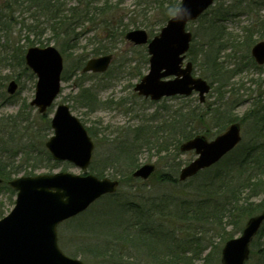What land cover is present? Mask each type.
<instances>
[{
    "label": "rangeland",
    "instance_id": "obj_1",
    "mask_svg": "<svg viewBox=\"0 0 264 264\" xmlns=\"http://www.w3.org/2000/svg\"><path fill=\"white\" fill-rule=\"evenodd\" d=\"M65 1L67 6L77 2ZM96 1L98 7H103L99 10L103 11L100 21L89 26L88 34L83 29L85 36L80 35L83 38L73 51L62 53V91L54 104H68L89 131L95 148L87 170L67 161H56L50 154L48 157L45 143L53 134L50 120L54 107L48 114H41L30 104L37 83V76L30 69L25 72L19 67L13 70L5 62L0 64V168L6 164L11 171L4 178L6 182L0 185V218L15 204L16 191L7 184L10 179L60 171L92 173L121 181L116 200L126 207L129 203L134 206L126 216L133 223H147L144 235L149 243L128 242L116 236L117 229L127 227L120 222L116 228L115 220L104 218L110 210L108 205L112 204L104 196L85 212L60 224L58 242L67 255L85 264H223L225 242L239 236L248 219L258 211L241 223L239 218H230L227 203L231 197H221L217 187L210 189L203 184L211 171H203L186 183L163 182L161 176L177 178L180 169L197 157L193 150L180 149L185 135L204 134L213 139L234 121L241 123L243 138L230 155L238 156L252 146L264 155V65L258 66L251 55L252 46L264 39V0H215L204 15L188 23L193 41L187 60L193 62V75L203 77L212 86L204 103L199 101L197 93L154 101L134 90L149 69V54L147 45H134L127 40V32L144 29L152 37L150 28L158 33L167 23L165 13L178 8L181 0ZM33 14H23L27 18L25 26L38 23ZM122 21L129 25L122 26ZM41 23L40 20L35 39L61 51L56 38ZM100 23L102 26L93 32ZM209 25L216 27L213 33ZM25 26L24 22L17 23L11 29L12 38L25 43ZM112 28L124 34L110 39L105 31ZM96 32L99 36L90 40ZM219 32L221 36L216 38ZM8 37L10 34L5 40ZM30 38L34 39L33 33ZM98 39L103 40L98 43ZM2 44L6 42L0 41V54L5 49ZM99 44L102 52L91 54ZM207 45L214 47L217 65L201 59L200 54ZM107 51L114 55V60L106 72H82L88 58ZM12 80L17 82L18 89L10 95L7 88ZM191 111L194 118L190 117ZM228 159L225 157L218 164L226 165ZM258 161L262 166L264 157ZM145 163L156 164V174L146 181L133 179L134 169ZM207 189L215 190L216 194L210 195ZM257 192L260 193L253 194L248 202L259 208L264 188ZM251 193L244 190L237 199L242 203ZM144 212L151 216L149 220L143 218ZM136 224L130 227L131 233L141 235L140 225ZM152 228L155 233H148ZM155 238L159 244H152ZM90 247V252L84 251ZM111 249H117L118 253L112 255ZM250 251L246 264L264 262V223Z\"/></svg>",
    "mask_w": 264,
    "mask_h": 264
},
{
    "label": "water",
    "instance_id": "obj_2",
    "mask_svg": "<svg viewBox=\"0 0 264 264\" xmlns=\"http://www.w3.org/2000/svg\"><path fill=\"white\" fill-rule=\"evenodd\" d=\"M214 0H182L179 8H187L191 15L184 22L172 17L159 34L149 39L144 29L127 32L126 39L135 45L147 44L150 68L136 84L140 95L159 100L165 96L191 95L199 92L204 102L210 84L192 74V62L183 66L193 38L187 24L196 20ZM258 64H264V40L252 48ZM113 60L112 54L94 57L86 62L84 72H105ZM27 66L38 76L36 93L31 105L45 113L61 91L63 56L53 45L31 46L25 53ZM175 76L172 79H165ZM18 84L12 80L8 92L13 94ZM51 126L54 134L46 147L57 161H69L86 170L92 160L94 142L81 120L67 104H59L53 114ZM241 127L231 124L228 129L209 141L203 135L184 142L183 151L194 149L198 157L184 166L179 179L185 181L202 169L217 163L241 141ZM156 166L146 163L133 172L134 177L148 179ZM2 179L0 178V183ZM17 190L12 211L0 219V264H85L81 259L66 255L58 244L57 228L63 221L85 211L105 194L116 192L119 181L94 174L55 172L24 175L9 181ZM264 221V210L252 216L241 235L229 239L222 250L223 264H245L250 255V242Z\"/></svg>",
    "mask_w": 264,
    "mask_h": 264
},
{
    "label": "trees",
    "instance_id": "obj_3",
    "mask_svg": "<svg viewBox=\"0 0 264 264\" xmlns=\"http://www.w3.org/2000/svg\"><path fill=\"white\" fill-rule=\"evenodd\" d=\"M101 8L103 7H98V2L96 0H77L76 4L72 6H67V2L65 0H0V41L4 40V42H6V44H2L5 49H2L4 53L0 54V64H3V62H5V64H11L13 70L14 67H19L20 71L23 70L26 72L29 70L24 60V54L26 52V49L29 46L33 45H47L44 44L42 41H38L37 39H35V36L37 34L36 28L40 24V20L42 21L41 24L45 25L46 30L48 29L51 32V35L56 38L55 40L57 44L60 45L62 53L67 54L68 52L73 51L77 46V43H80L83 36L91 32V30H88L89 32H87L89 26L91 24L94 25V22L96 23L100 21V16L103 14V11H99ZM27 12L34 13L33 17L38 20L37 24L31 23L25 26V20L27 18H25L23 14ZM17 13H19L20 16ZM169 16L170 14L166 12L164 18L168 20L171 17ZM108 21L111 22L110 20ZM19 22H24L25 29L27 30V33L25 35V43H21L20 39L16 40L12 38L13 30L11 29L15 28L16 24ZM102 23L105 26H109V23L107 22ZM123 25H129V23H124L122 21V26ZM210 25L208 26V29L211 31V33H213V29H216V27L212 26L211 28ZM95 26L96 27L94 28V30L92 29L93 32L96 31L97 26L99 27L102 25L100 23L99 25ZM84 28H86V32L83 35ZM150 30L152 31V35L157 34L154 33L153 29L150 28ZM105 32L107 34V37H109L110 39H116V37L122 36L124 34L120 30L119 32L117 31V29L115 31L113 28L108 29ZM21 33V35L23 36V30H21ZM32 33L34 34V39L30 38ZM9 34L10 37L5 40V37ZM98 34L99 32H96L94 34V38H90V40L96 39V36H99ZM219 36H221V32L216 35V38H219ZM103 39H98L97 42L100 43V41H102ZM222 44H226V42ZM98 46L99 47H97L96 49L97 51L92 50V53H89L95 55L98 54V50L99 52H102V47H100L101 44H99ZM213 48L214 47L211 48L210 45H207V48L200 54V56H202L201 59L206 60L207 64L217 65L216 51ZM108 52L109 51H107L106 53ZM83 56L86 55L83 54ZM13 64L16 65L14 66ZM191 116H193V118L195 117L192 111L190 112V117ZM184 137L186 140L191 138L192 136L189 134L185 135ZM258 150L260 149L255 146H252L246 149L245 152L241 153L238 156H231L232 154H228L226 157H228L229 159L226 165L220 166V164H216L215 166L204 170V172L211 171V175L204 178L203 184L206 186V188L210 189H214V187H217L219 189L218 195L221 197H231L230 202L227 203L229 205V217L232 219L234 217L239 218L240 223L242 220L251 216L257 211L258 213H260L264 210V198L260 199L259 208L252 206V204L248 202L250 200L249 198H253V194L254 196L258 195V193L260 192L257 191L261 188H264V164L261 166V163L258 161V159L264 157V155H261L260 151L258 152ZM47 154L50 158L48 152ZM10 172V168L7 167L6 164H4L0 168V177L5 178V176ZM197 176H195L194 178H196ZM161 177L163 179V182H168L172 184L180 183V181L176 177H167L166 175H163ZM194 178H191L186 182H189ZM221 186L225 187V189H221ZM207 190L208 192H210V195L216 194L215 190ZM244 190H251L252 193L245 199L243 197L242 199L244 200L241 199L242 203H240L241 201H239V199L237 198L238 195H241L244 192ZM117 195L118 192L112 195H107V199L110 198L112 200V204L108 205L107 209L110 210L106 211V216H104V218L110 221L115 220L116 222H113V225L116 226V228L121 223L126 224L127 228H125L124 230L117 229V237H124L126 240H128V242H139L143 244H148L149 238L144 235V233H147V228L145 227L147 226V223H142L141 225L140 223H138L141 229V233L139 234L141 235L131 233L132 230L130 227H132L136 223H133V221H131L129 215H126L128 214V211L132 210L131 208L134 206H131L130 203L129 205H127V207L125 204H120L119 201L116 200ZM105 204L104 206H106ZM199 209L201 210V208ZM150 217L151 216L147 215L145 212L143 213V218L149 220ZM127 218L130 219L128 220ZM98 224H100V222ZM239 228H241V224H239ZM154 231V228H152L148 233H155ZM104 244L108 245V242ZM152 244H159V240L155 238V241H152ZM91 248L92 247L87 248V250H83L85 252H90ZM96 248L99 250L98 246H96ZM110 253H112V255L116 254L118 253V250L111 249ZM262 258L264 260V254L262 255ZM262 264H264V262H262Z\"/></svg>",
    "mask_w": 264,
    "mask_h": 264
},
{
    "label": "clouds",
    "instance_id": "obj_4",
    "mask_svg": "<svg viewBox=\"0 0 264 264\" xmlns=\"http://www.w3.org/2000/svg\"><path fill=\"white\" fill-rule=\"evenodd\" d=\"M170 16L177 22H184L188 17H190L191 12L187 8H173L169 10Z\"/></svg>",
    "mask_w": 264,
    "mask_h": 264
}]
</instances>
